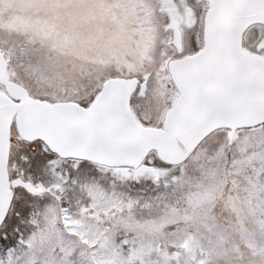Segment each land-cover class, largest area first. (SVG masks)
Instances as JSON below:
<instances>
[{
    "label": "snow or ice",
    "instance_id": "6c2138e0",
    "mask_svg": "<svg viewBox=\"0 0 264 264\" xmlns=\"http://www.w3.org/2000/svg\"><path fill=\"white\" fill-rule=\"evenodd\" d=\"M0 264H264V0H0Z\"/></svg>",
    "mask_w": 264,
    "mask_h": 264
}]
</instances>
